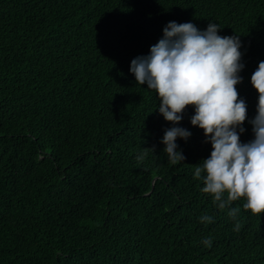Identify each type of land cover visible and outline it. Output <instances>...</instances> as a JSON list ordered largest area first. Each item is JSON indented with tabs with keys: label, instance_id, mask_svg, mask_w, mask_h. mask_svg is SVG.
<instances>
[{
	"label": "trees",
	"instance_id": "1",
	"mask_svg": "<svg viewBox=\"0 0 264 264\" xmlns=\"http://www.w3.org/2000/svg\"><path fill=\"white\" fill-rule=\"evenodd\" d=\"M171 21L239 36L249 142L264 0H0V264H264V213L220 209L194 178L212 151L194 107L171 164L173 125L130 72Z\"/></svg>",
	"mask_w": 264,
	"mask_h": 264
},
{
	"label": "clouds",
	"instance_id": "2",
	"mask_svg": "<svg viewBox=\"0 0 264 264\" xmlns=\"http://www.w3.org/2000/svg\"><path fill=\"white\" fill-rule=\"evenodd\" d=\"M219 29L211 22L201 31L191 22L171 21L149 54L131 61L130 72L138 84H147V89L158 94V111L173 125L164 130L161 140L169 162L185 159L176 140L186 141L191 133L176 125L185 108L193 106L190 122L203 130L205 142L212 146L210 157L194 172V178L203 182L202 192L211 194L213 204L220 209L244 198L243 209L260 214L264 213V61L251 75L258 93L256 115L249 121L254 138L241 143L239 133L245 131L241 125L247 118V105L236 89L242 82L238 73L244 67L240 63L241 42L238 35H218ZM239 211L231 208L228 214L235 219ZM211 219L200 217L201 222ZM240 228L237 221L234 231ZM202 243L211 247L212 241Z\"/></svg>",
	"mask_w": 264,
	"mask_h": 264
}]
</instances>
